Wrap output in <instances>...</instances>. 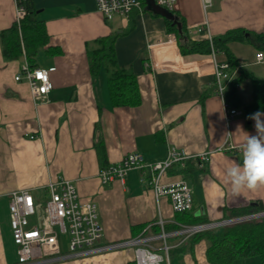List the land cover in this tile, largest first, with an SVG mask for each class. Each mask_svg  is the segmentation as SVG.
Returning a JSON list of instances; mask_svg holds the SVG:
<instances>
[{"label": "crops", "instance_id": "crops-1", "mask_svg": "<svg viewBox=\"0 0 264 264\" xmlns=\"http://www.w3.org/2000/svg\"><path fill=\"white\" fill-rule=\"evenodd\" d=\"M16 2L0 0V31L15 23ZM33 2L48 35L35 68H54L48 72L52 89L33 97L25 80H15L27 63L25 55L6 61L0 44V264L16 263L8 194L29 189L43 198L47 184L61 178L74 184L80 202L95 204L103 230L101 244L137 237L146 226H150V233L159 234V220L167 233L189 225L172 211L168 197L155 198L148 175L139 170L129 171L123 182L100 183L98 174L103 165L115 164L132 152L148 163L164 159L169 147L193 156L183 166H171L161 183L186 181L193 198L188 213L202 220L198 224L225 220L230 212L247 206L260 205L264 211V186L234 193L226 175L228 167L243 164V146L249 135H256V129L255 121L247 119L241 108L226 120L224 101L214 83L211 54L182 56L164 18L145 10L142 14L134 12L122 24L119 19L106 21L95 0ZM216 4L218 10L210 12ZM173 11L185 20L193 40L205 39L197 33L204 23L211 37L235 28L259 33L264 26L262 0H212L206 11L200 0H178ZM237 11L248 12V16L237 21L233 15ZM122 31L126 32L115 39V59L136 78L140 96L137 106H113L105 71L101 69L95 76L89 71L87 50L95 47L94 40ZM47 47L59 52L46 54ZM230 49L246 70L264 63V59L254 62L256 50L253 62L246 64ZM214 59L218 63L226 60L220 53ZM251 70L264 79V69ZM250 93L249 82H243V105L250 102ZM97 145L103 147V161L99 160ZM205 153L209 162L197 157ZM190 238L180 234L166 238L169 264H209L208 242L200 239L191 243ZM161 244V240L152 243L160 253ZM42 264H135L134 249ZM234 264L261 262L252 256Z\"/></svg>", "mask_w": 264, "mask_h": 264}, {"label": "built area", "instance_id": "built-area-1", "mask_svg": "<svg viewBox=\"0 0 264 264\" xmlns=\"http://www.w3.org/2000/svg\"><path fill=\"white\" fill-rule=\"evenodd\" d=\"M178 0H154L155 4L170 12ZM226 1V0H224ZM263 5H264V0ZM202 9L206 11L212 5V0H200ZM97 10L106 21L119 19L125 24L134 12L142 14L144 9L140 0H95ZM15 22L18 24L25 16V9L16 2ZM197 33L211 39L204 23L197 29ZM213 59V77L217 94L223 99L226 82L232 79L234 72H229L226 62L218 63L215 55ZM264 55L255 54V63H261ZM48 70L30 68L26 63L15 80H25L33 97L44 96L52 89L48 77ZM226 120H230L238 112L228 108L224 102ZM32 138V137H31ZM183 150L169 147L164 159L152 163L145 162L143 157L136 152L125 155L119 162L102 167L98 178L101 184H108L114 180L123 182L131 170H139L147 174L148 185L156 199L166 196L170 200L172 211L177 213L189 212L192 209L193 198L190 186L184 180L163 185L161 178L173 165L183 166L192 158ZM202 162H209V154L197 156ZM46 200L34 196L29 189H20L8 194V212L11 238L16 246L15 264H42L63 258H81L94 254L104 253L116 249L132 247L134 249L135 264H169V246L166 238L180 234L189 238L195 234L217 227L228 226L246 220L264 217V211L241 218L222 220L211 224L181 225L177 232L164 231V222L159 220V234L149 232L146 226L143 233L134 238L123 241L101 244L103 236L102 226L98 220V213L94 203L80 202L74 184L66 179L50 181L46 188ZM162 241L160 253L153 242ZM66 243V244H64ZM64 245V246H63ZM65 247V248H64Z\"/></svg>", "mask_w": 264, "mask_h": 264}, {"label": "trees", "instance_id": "trees-1", "mask_svg": "<svg viewBox=\"0 0 264 264\" xmlns=\"http://www.w3.org/2000/svg\"><path fill=\"white\" fill-rule=\"evenodd\" d=\"M25 9V16L17 24L13 23L8 29L0 31L2 56L6 61L19 59L23 54L30 68L36 67V58L43 47L48 43L45 23L38 18V10L33 0H16ZM145 10V1L140 0ZM176 21L164 18L167 31L175 36L178 50L182 56L200 54H223L228 64L229 72L233 74L226 82L223 99L230 109L241 108L244 116L248 117L257 112H264V79L255 76L242 68L240 61L232 53L231 42L248 43L257 52L264 54V29L262 32L251 33L247 29H230L220 35L207 39L193 40L187 29L185 20L176 12ZM133 14V13H132ZM159 16L158 14H153ZM131 28V27H130ZM128 28V29H130ZM114 32L94 40L95 47L87 50L89 71L95 76L103 69L106 73L108 96L113 106H137L140 102L139 91L134 74L118 66L115 59V39L124 34ZM46 54H55L59 51L47 47ZM248 81L251 87L250 102L242 104L240 87ZM99 160H104L102 145H97ZM103 165L102 167H105ZM263 212L261 206H247L241 210H234L225 216V220L241 218ZM183 224L196 225L202 220L195 218L188 212L177 213ZM200 239L208 242L206 258L209 264H234L236 260L256 256L264 264V217L242 221L228 226L217 227L191 236L190 242Z\"/></svg>", "mask_w": 264, "mask_h": 264}, {"label": "clouds", "instance_id": "clouds-1", "mask_svg": "<svg viewBox=\"0 0 264 264\" xmlns=\"http://www.w3.org/2000/svg\"><path fill=\"white\" fill-rule=\"evenodd\" d=\"M248 119L255 121L256 135H249L243 146V164L226 170L234 193L264 186V112L257 111Z\"/></svg>", "mask_w": 264, "mask_h": 264}, {"label": "rangeland", "instance_id": "rangeland-1", "mask_svg": "<svg viewBox=\"0 0 264 264\" xmlns=\"http://www.w3.org/2000/svg\"><path fill=\"white\" fill-rule=\"evenodd\" d=\"M40 3L41 2H43V0H38ZM218 8H219V5H215L214 6V8L213 9H209L210 10V12L211 11H217L218 10ZM253 12H255L254 10H252ZM248 14V12L247 13H242L241 11H237L236 12V14H233L234 16H236L237 18L236 19H238L237 21H239V20H245V17L246 16H248L247 15ZM263 29H264V26H263V28H262V30L260 31V32H262L263 31ZM248 30V29H247ZM248 31H250L251 33H253L255 30L254 29H250V30H248ZM94 45H90V48H92ZM231 46V48H233L235 51H237V53L240 55V57L245 61L244 63H246V64H250V63H252L253 62V57H254V52H255V49H254V47L252 46V45H250V44H248V43H246V42H244V43H240V42H231L230 44H229V47ZM251 68H253V69H260V70H263L264 69V63L263 64H259V65H256V66H254V67H250V69L248 70V71H252L251 70ZM257 73H259V72H257ZM42 200H43V202L42 203H44L45 202V200H46V197L44 196L43 198H42ZM12 244H13V248H14V252H15V250H16V246L14 245V243H13V241H12ZM64 244H66V243H64ZM64 246V245H63ZM65 248V247H64ZM15 254V253H14Z\"/></svg>", "mask_w": 264, "mask_h": 264}, {"label": "water", "instance_id": "water-1", "mask_svg": "<svg viewBox=\"0 0 264 264\" xmlns=\"http://www.w3.org/2000/svg\"><path fill=\"white\" fill-rule=\"evenodd\" d=\"M144 1H145V11L151 12L153 14H158L159 16L168 20H172V21L177 20V17L172 12L157 6L154 0H144Z\"/></svg>", "mask_w": 264, "mask_h": 264}]
</instances>
